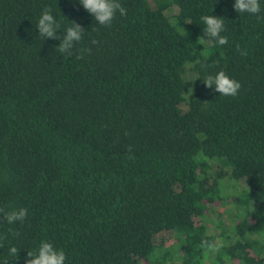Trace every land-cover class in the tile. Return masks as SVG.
<instances>
[{
	"label": "trees",
	"instance_id": "trees-1",
	"mask_svg": "<svg viewBox=\"0 0 264 264\" xmlns=\"http://www.w3.org/2000/svg\"><path fill=\"white\" fill-rule=\"evenodd\" d=\"M152 1L120 0L127 14L105 27L79 0H0V207L28 210L0 215V264H26L42 241L65 264H264V0L258 15ZM45 8L57 35L84 29L71 56L39 36ZM204 15L224 19L226 45ZM219 71L238 95L205 86ZM226 174L244 182L235 219L211 225Z\"/></svg>",
	"mask_w": 264,
	"mask_h": 264
},
{
	"label": "clouds",
	"instance_id": "clouds-1",
	"mask_svg": "<svg viewBox=\"0 0 264 264\" xmlns=\"http://www.w3.org/2000/svg\"><path fill=\"white\" fill-rule=\"evenodd\" d=\"M79 3L84 9L90 13L96 23L101 26L110 27L117 13L120 15H126L127 11L120 3V0H79ZM234 8L237 12L247 13L250 15H258L261 12L260 0H235ZM204 25V33L207 37L215 40L219 45L223 46L228 43L226 36L222 35L225 31L224 19L216 17L214 15H204L201 17ZM190 23V22H189ZM39 36L48 39L60 40V44L56 50L61 54L71 56L73 54L74 47L82 40L84 29L76 22L73 21V26L66 29L62 36L57 35L60 25L57 23L56 17L53 15L50 8H45L40 16L37 24L35 25ZM92 44H98V41H91ZM239 50V46H237ZM79 59L84 58L85 51L91 52V49H80ZM241 55H246L245 52H241ZM204 84L208 88H214L220 96H236L239 93L242 85L230 78L224 71H219L214 76L209 75L203 78ZM131 151V148H129ZM134 158V157H129ZM28 214L26 208L12 209L6 211L0 207V215L7 224L12 225L17 222L23 223ZM13 235H19V233H13ZM6 235H0V248L4 247L3 240ZM202 247L213 248L214 245L208 243L207 240L203 242ZM10 256L18 258L19 251L16 247H11L9 250ZM66 254L62 250H57L52 243L48 241H42L36 252L28 251L26 264H65Z\"/></svg>",
	"mask_w": 264,
	"mask_h": 264
},
{
	"label": "rangeland",
	"instance_id": "rangeland-1",
	"mask_svg": "<svg viewBox=\"0 0 264 264\" xmlns=\"http://www.w3.org/2000/svg\"><path fill=\"white\" fill-rule=\"evenodd\" d=\"M148 2L150 3V5L154 6V3L152 0H148ZM222 166H220L219 164H216L215 162L211 163V167L210 170L208 171V173L214 178L215 177V171H224L226 172V168L225 169H221ZM212 180V179H211ZM223 184L227 185V187H223L222 188V192L220 193L221 196H223L224 200L222 203L220 204H214L213 206H211L210 209H212V213H208L207 217L209 216V220L208 223L212 225V222L216 219H221V221L223 222V224L225 226L230 227V224L232 222V218L235 219L234 214L236 212V208L234 206V196L232 194H229V192L231 193H235L237 191H239V186H241V188L243 187V181H240L239 184H237L238 186H234L233 182L231 181V179L228 177V175L226 174V176H224L223 178ZM221 181V182H222ZM211 182V181H210ZM233 187H236L235 189ZM228 194V195H226ZM195 223H200V220L198 218L195 219ZM173 234L169 233V232H162L161 234L156 236V239L158 241H160L162 238H170L172 237Z\"/></svg>",
	"mask_w": 264,
	"mask_h": 264
}]
</instances>
